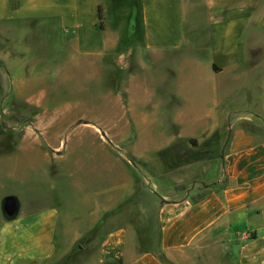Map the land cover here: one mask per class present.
<instances>
[{
    "label": "crops",
    "instance_id": "0c3cea01",
    "mask_svg": "<svg viewBox=\"0 0 264 264\" xmlns=\"http://www.w3.org/2000/svg\"><path fill=\"white\" fill-rule=\"evenodd\" d=\"M99 7L102 0H0V37L43 24L61 33L64 45L73 39L81 63L106 70V86L113 87L107 109L117 113L115 120L107 116L108 137L116 141L115 134H129L138 118L148 125L141 134L160 136V143L154 138L141 144L144 153L138 155L125 145L127 158L116 156L112 143L90 142L104 152V159L117 158L127 167L129 185L133 163L142 169L172 168L161 175L143 169L153 195L159 252L141 245L140 228L127 213L116 215L114 206L102 213L104 223H95L101 227L96 243H90L96 246L92 264H264V134L242 127L252 118L264 123V113L255 105L236 104L235 90L229 89L264 71V0H139V29L133 39L131 33L117 31L109 39L106 31L111 30L98 28ZM151 118L154 123L147 122ZM168 118L172 131L159 130ZM98 125L86 128L89 134H96ZM25 131L16 142L0 137V158L35 149V135L41 133ZM212 136L225 144L213 189H184L197 177H187V168L210 164ZM65 148L52 144L43 154L57 157ZM165 148L175 154L160 158ZM200 149L207 153L196 157ZM6 196L18 201L12 220L2 213ZM28 199L25 203L10 192L0 197V264L60 261L52 260L57 212L38 204L39 197Z\"/></svg>",
    "mask_w": 264,
    "mask_h": 264
},
{
    "label": "rangeland",
    "instance_id": "374dc122",
    "mask_svg": "<svg viewBox=\"0 0 264 264\" xmlns=\"http://www.w3.org/2000/svg\"><path fill=\"white\" fill-rule=\"evenodd\" d=\"M102 15L105 21L101 23L102 28L107 26L111 30L106 31L109 39L112 33L117 32H129L133 39L139 29V0H102ZM29 27L27 33L8 31L0 37V127L4 124L6 129L5 132L0 131V137L12 142L20 141L26 136L24 133L28 128L41 134H34L39 136L35 149L23 148L14 152L12 157L0 158V197L10 192L25 203H28L29 197H39L38 204L44 202L57 212V249L52 260L59 258L60 261L54 264H92L91 257L96 253V246L90 243L97 239L101 227L95 223L101 221L106 209L114 206L116 215L127 213L140 228L141 245L158 253L155 242L159 233L153 195L149 193L150 185L145 182L147 174L144 170L161 175L172 168L160 166L143 170L133 163L130 173L133 180L129 185L124 170L127 167L117 158L114 161L104 159V152L90 143L109 145L99 129L105 132L107 116H111L112 120L117 117L116 112L109 114L107 109L109 91L113 87L106 86V70L81 63L74 53L72 38H68L69 43L64 45L61 33L50 32L46 25ZM257 72V77H246L229 89L235 90L236 104L252 108L255 105L264 113V71ZM141 73L144 74L140 72L138 75ZM147 78L152 80L155 77L148 75ZM114 83L111 80V84ZM136 108L140 105L137 104ZM153 120L147 119V122L154 123ZM169 120L168 125L159 130L172 131ZM137 122L129 134L128 131L126 135L115 134L116 141L115 136L108 137L106 134L116 156L127 158L129 152L123 151L125 145L132 146L133 153L138 155L143 152L141 144L154 142V138L157 141L160 137L141 134V131L148 130V125H142L140 118ZM98 123L96 134H89L86 128H93ZM242 127L255 135L264 134V123L254 118L245 121ZM169 137V134L166 135L167 139ZM218 137L212 136L211 151H205L210 154V164L185 170L187 177L194 175L198 178L184 189L192 188L195 192L213 189L212 184L222 170L225 153V144L220 145ZM157 142L160 143V140ZM58 143L62 147L65 144L62 154L45 157L46 147ZM166 148L161 150L160 158L170 156V149ZM205 152L196 150L195 155L200 157ZM171 189L168 191H173ZM91 227L92 230L88 231ZM83 235L84 238L72 243L74 238Z\"/></svg>",
    "mask_w": 264,
    "mask_h": 264
},
{
    "label": "water",
    "instance_id": "95a60500",
    "mask_svg": "<svg viewBox=\"0 0 264 264\" xmlns=\"http://www.w3.org/2000/svg\"><path fill=\"white\" fill-rule=\"evenodd\" d=\"M3 127L4 124L2 125ZM101 136L111 145L110 140L107 138L104 131L99 129ZM207 187V186H205ZM19 206L18 201L13 196H6L2 201V213L7 220L14 219L18 214Z\"/></svg>",
    "mask_w": 264,
    "mask_h": 264
},
{
    "label": "trees",
    "instance_id": "16d2710c",
    "mask_svg": "<svg viewBox=\"0 0 264 264\" xmlns=\"http://www.w3.org/2000/svg\"><path fill=\"white\" fill-rule=\"evenodd\" d=\"M98 19H99V26H98V28L101 30L102 29V20H103V18H102V9H101V7H99V9H98ZM215 69V68H214ZM193 143H195V142H193ZM207 144V143H206ZM205 144V145H206ZM210 144H211V142H210ZM207 145H209V143L207 144ZM170 153L172 154L173 153V155L175 154L174 152H172V151H170ZM206 153V152H205ZM159 156H160V154H159ZM169 157V156H168ZM164 158H166V157H164ZM169 168H171V167H169Z\"/></svg>",
    "mask_w": 264,
    "mask_h": 264
}]
</instances>
